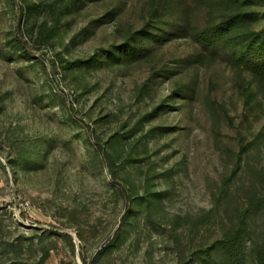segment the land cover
I'll return each mask as SVG.
<instances>
[{"label":"rangeland","instance_id":"rangeland-1","mask_svg":"<svg viewBox=\"0 0 264 264\" xmlns=\"http://www.w3.org/2000/svg\"><path fill=\"white\" fill-rule=\"evenodd\" d=\"M74 3L0 0V264H177L255 204L253 264L264 87L196 41L195 0ZM243 10L264 26V0ZM145 28L168 41L99 63Z\"/></svg>","mask_w":264,"mask_h":264},{"label":"trees","instance_id":"trees-1","mask_svg":"<svg viewBox=\"0 0 264 264\" xmlns=\"http://www.w3.org/2000/svg\"><path fill=\"white\" fill-rule=\"evenodd\" d=\"M88 1L94 3L99 0H72V3L75 2L72 8L83 7ZM195 1L201 8L207 9L209 16L208 21L202 27L190 28L196 41L216 57L222 55L233 67L249 73L259 85L264 87V26L259 30L251 28L257 19V14L243 10L250 0ZM27 11L31 13L29 9ZM219 11H221V16L218 17L216 13ZM158 31L160 37L157 36V30L152 33L145 28L137 36L129 38L133 41L132 44L125 43L121 47L106 50L97 57V60L99 63L120 61L125 64L146 58L150 48L155 47L146 44L154 41L156 46L162 45L169 39L168 30ZM70 66V63H66L62 67L68 69ZM181 95L179 94L180 97ZM177 97L178 93H176ZM173 99H175L174 94L169 100L173 101ZM261 183L264 190V178ZM149 203L150 201L147 205ZM255 207V204H250L247 208L239 210L233 228L212 243L200 245L189 251L181 249L178 245L177 264H245V245ZM47 257L49 253L43 257L41 264H44ZM250 257L253 264H264V241L252 249ZM9 264L30 263L15 258Z\"/></svg>","mask_w":264,"mask_h":264}]
</instances>
